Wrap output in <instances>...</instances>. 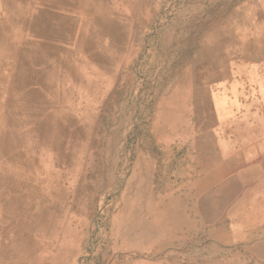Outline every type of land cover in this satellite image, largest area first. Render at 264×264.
I'll return each instance as SVG.
<instances>
[{
  "label": "rangeland",
  "instance_id": "374dc122",
  "mask_svg": "<svg viewBox=\"0 0 264 264\" xmlns=\"http://www.w3.org/2000/svg\"><path fill=\"white\" fill-rule=\"evenodd\" d=\"M150 3L157 11L134 59L122 64L121 94L92 115L101 144L80 160V212L41 238L39 264H264V111L253 107L264 88V0ZM0 6L4 29L10 17ZM0 37L1 88L12 61L9 38ZM40 58L49 76L65 79ZM194 67L206 72L210 93L199 87L187 103L181 80ZM60 85L70 89L67 79ZM175 94L184 113L159 126L161 107ZM34 229L26 218L10 233L21 244Z\"/></svg>",
  "mask_w": 264,
  "mask_h": 264
},
{
  "label": "bare ground",
  "instance_id": "6f19581e",
  "mask_svg": "<svg viewBox=\"0 0 264 264\" xmlns=\"http://www.w3.org/2000/svg\"><path fill=\"white\" fill-rule=\"evenodd\" d=\"M117 1L130 4L132 13L122 10ZM151 1L0 0L2 7H8L3 14L7 10L10 17L0 34L9 38L6 56L12 61L0 88L5 96L0 100V264H39L41 238L58 222L66 223L74 211L80 212L84 193L80 160L85 150L101 144L98 119L92 115L98 108L108 109L121 94L117 86L126 79L123 65L134 59L144 26L157 11ZM256 46L259 50L262 43L257 40ZM40 57L65 79L57 82L49 76ZM203 70L194 67L181 80V89L189 91L187 103L199 87L210 93ZM66 79L70 89L60 85ZM73 93L85 104L76 102ZM180 98L175 94L163 103L159 126L181 118ZM254 98L253 107L261 115L264 88L257 89ZM26 218L36 229L23 232L19 244L10 227L16 231ZM9 240L15 242L16 253L7 249Z\"/></svg>",
  "mask_w": 264,
  "mask_h": 264
}]
</instances>
